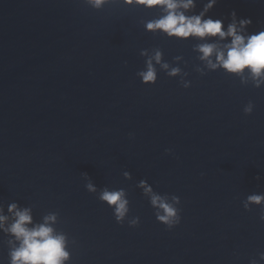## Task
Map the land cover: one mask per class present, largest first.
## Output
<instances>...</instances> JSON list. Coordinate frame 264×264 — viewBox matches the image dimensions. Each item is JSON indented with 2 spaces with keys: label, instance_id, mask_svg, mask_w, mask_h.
Wrapping results in <instances>:
<instances>
[{
  "label": "water",
  "instance_id": "obj_1",
  "mask_svg": "<svg viewBox=\"0 0 264 264\" xmlns=\"http://www.w3.org/2000/svg\"><path fill=\"white\" fill-rule=\"evenodd\" d=\"M195 2L198 13L207 0ZM232 11L249 33L264 29V0H218L207 15L226 24ZM161 14L125 0H0V209L29 208V227L55 215L65 264H264L259 206L241 203L264 193V83L209 69L196 50L207 39L146 30ZM156 51L157 80L143 84ZM105 188L129 202L121 224ZM153 194L179 197L178 225L157 222ZM15 246L0 229V264Z\"/></svg>",
  "mask_w": 264,
  "mask_h": 264
},
{
  "label": "clouds",
  "instance_id": "obj_2",
  "mask_svg": "<svg viewBox=\"0 0 264 264\" xmlns=\"http://www.w3.org/2000/svg\"><path fill=\"white\" fill-rule=\"evenodd\" d=\"M93 8H101L106 0H87ZM218 0H207L202 4L201 10L196 13L195 0H125L127 4H137L145 8L160 9L162 14L145 24L148 31H159L169 38L185 40L190 37L211 42L200 43L196 50L200 53L199 59L206 63L211 70L223 69L226 73L241 75L245 70L259 87L264 83V29L249 33L248 26L252 21L250 18H238L235 11L229 14L228 22L225 24L223 18H213L207 14L216 5ZM153 60L160 63L161 53L156 51L153 57L147 61V70L138 73L141 83L154 84L157 80L156 70L153 67ZM168 68L167 64L161 65ZM179 72L173 68L168 73L174 76ZM182 87L188 88V83ZM253 110L251 101L244 106L243 112L247 115ZM171 149H165L170 153ZM128 176V173H125ZM257 180L261 177L257 176ZM140 186L145 192L151 189L141 181ZM90 192L95 188L91 183L86 184ZM99 199L108 207L112 208L113 217L116 223L121 224L129 211L128 200L123 190L109 191L105 188L99 194ZM243 208L247 211L250 206H259V220L264 222V193H253L248 195L242 202ZM180 204L178 196H173L171 202L166 197L153 194L150 198V205L156 208L154 212L157 222L171 229L180 223ZM8 215L3 214L0 209V229L11 234L18 242L9 252L10 264H65L70 259L66 250V239L63 234H58L50 226L55 221V215L44 217V222L32 224L31 210L20 208L16 203L7 207ZM11 218V223L5 224ZM129 227H135L139 223V217L127 221ZM259 260H264V252L258 254ZM250 264H258L257 259L252 258Z\"/></svg>",
  "mask_w": 264,
  "mask_h": 264
}]
</instances>
